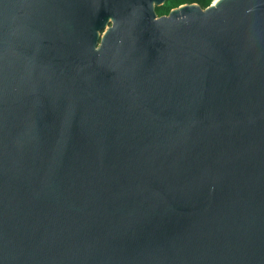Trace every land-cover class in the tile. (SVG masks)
<instances>
[{
  "label": "water",
  "instance_id": "1",
  "mask_svg": "<svg viewBox=\"0 0 264 264\" xmlns=\"http://www.w3.org/2000/svg\"><path fill=\"white\" fill-rule=\"evenodd\" d=\"M0 0V264H264V0Z\"/></svg>",
  "mask_w": 264,
  "mask_h": 264
},
{
  "label": "trees",
  "instance_id": "2",
  "mask_svg": "<svg viewBox=\"0 0 264 264\" xmlns=\"http://www.w3.org/2000/svg\"><path fill=\"white\" fill-rule=\"evenodd\" d=\"M214 0H167L161 7L155 9L158 17L166 16L168 13L180 6L195 4L200 9H205L211 5Z\"/></svg>",
  "mask_w": 264,
  "mask_h": 264
}]
</instances>
